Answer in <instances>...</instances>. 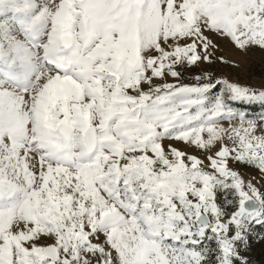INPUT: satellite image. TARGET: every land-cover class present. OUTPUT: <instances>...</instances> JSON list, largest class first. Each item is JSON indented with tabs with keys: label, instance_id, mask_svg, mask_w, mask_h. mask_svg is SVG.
Instances as JSON below:
<instances>
[{
	"label": "snow or ice",
	"instance_id": "snow-or-ice-1",
	"mask_svg": "<svg viewBox=\"0 0 264 264\" xmlns=\"http://www.w3.org/2000/svg\"><path fill=\"white\" fill-rule=\"evenodd\" d=\"M264 0H0V264H264Z\"/></svg>",
	"mask_w": 264,
	"mask_h": 264
},
{
	"label": "rangeland",
	"instance_id": "rangeland-1",
	"mask_svg": "<svg viewBox=\"0 0 264 264\" xmlns=\"http://www.w3.org/2000/svg\"><path fill=\"white\" fill-rule=\"evenodd\" d=\"M217 71L229 78L256 84L259 83L261 76L264 75V65H261L258 60H252L239 70L230 67H221Z\"/></svg>",
	"mask_w": 264,
	"mask_h": 264
},
{
	"label": "trees",
	"instance_id": "trees-1",
	"mask_svg": "<svg viewBox=\"0 0 264 264\" xmlns=\"http://www.w3.org/2000/svg\"><path fill=\"white\" fill-rule=\"evenodd\" d=\"M254 259H256L257 261L264 260V256H262L259 249H257V251L254 253Z\"/></svg>",
	"mask_w": 264,
	"mask_h": 264
}]
</instances>
